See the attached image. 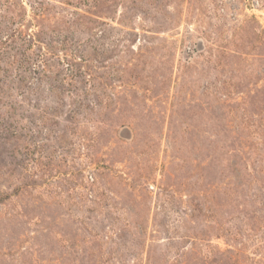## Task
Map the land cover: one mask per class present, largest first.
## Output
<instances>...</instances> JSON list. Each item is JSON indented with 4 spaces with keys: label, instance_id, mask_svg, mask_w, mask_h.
Here are the masks:
<instances>
[{
    "label": "rangeland",
    "instance_id": "obj_1",
    "mask_svg": "<svg viewBox=\"0 0 264 264\" xmlns=\"http://www.w3.org/2000/svg\"><path fill=\"white\" fill-rule=\"evenodd\" d=\"M0 264H264V0H0Z\"/></svg>",
    "mask_w": 264,
    "mask_h": 264
}]
</instances>
